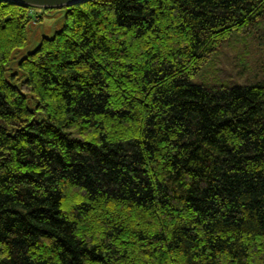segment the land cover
Segmentation results:
<instances>
[{"label":"trees","instance_id":"trees-1","mask_svg":"<svg viewBox=\"0 0 264 264\" xmlns=\"http://www.w3.org/2000/svg\"><path fill=\"white\" fill-rule=\"evenodd\" d=\"M66 10L8 79L0 1V264H264V82L202 78L264 0Z\"/></svg>","mask_w":264,"mask_h":264},{"label":"rangeland","instance_id":"rangeland-1","mask_svg":"<svg viewBox=\"0 0 264 264\" xmlns=\"http://www.w3.org/2000/svg\"><path fill=\"white\" fill-rule=\"evenodd\" d=\"M65 10L33 9L28 26L27 45L17 51L8 67L7 77L17 70L18 61L34 51L46 38L51 39L64 27ZM212 82L215 78L230 85L264 82V21L253 31L235 36L218 53L202 77ZM201 79H196L200 83Z\"/></svg>","mask_w":264,"mask_h":264},{"label":"water","instance_id":"water-1","mask_svg":"<svg viewBox=\"0 0 264 264\" xmlns=\"http://www.w3.org/2000/svg\"><path fill=\"white\" fill-rule=\"evenodd\" d=\"M16 6H23L33 9L65 10L67 8L86 3L90 0H0Z\"/></svg>","mask_w":264,"mask_h":264}]
</instances>
